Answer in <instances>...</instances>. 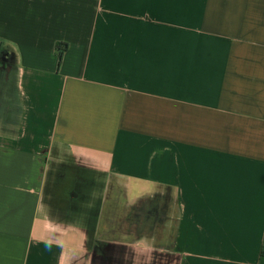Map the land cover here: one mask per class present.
<instances>
[{
  "label": "crops",
  "instance_id": "obj_1",
  "mask_svg": "<svg viewBox=\"0 0 264 264\" xmlns=\"http://www.w3.org/2000/svg\"><path fill=\"white\" fill-rule=\"evenodd\" d=\"M2 52L0 264H264V0H0Z\"/></svg>",
  "mask_w": 264,
  "mask_h": 264
},
{
  "label": "rangeland",
  "instance_id": "obj_2",
  "mask_svg": "<svg viewBox=\"0 0 264 264\" xmlns=\"http://www.w3.org/2000/svg\"><path fill=\"white\" fill-rule=\"evenodd\" d=\"M156 252V251H154ZM148 254V255H142L137 257L139 264H160L161 257L159 254L156 253Z\"/></svg>",
  "mask_w": 264,
  "mask_h": 264
},
{
  "label": "trees",
  "instance_id": "obj_3",
  "mask_svg": "<svg viewBox=\"0 0 264 264\" xmlns=\"http://www.w3.org/2000/svg\"><path fill=\"white\" fill-rule=\"evenodd\" d=\"M57 49H58L59 64H60L62 59H63V55H64V53H65V51L67 49V44L66 43H58L57 44Z\"/></svg>",
  "mask_w": 264,
  "mask_h": 264
},
{
  "label": "flooded vegetation",
  "instance_id": "obj_4",
  "mask_svg": "<svg viewBox=\"0 0 264 264\" xmlns=\"http://www.w3.org/2000/svg\"><path fill=\"white\" fill-rule=\"evenodd\" d=\"M4 54L3 53H0V60H3L4 58Z\"/></svg>",
  "mask_w": 264,
  "mask_h": 264
}]
</instances>
